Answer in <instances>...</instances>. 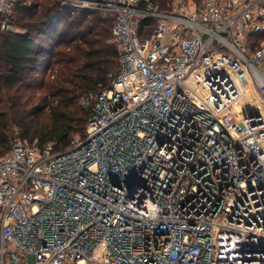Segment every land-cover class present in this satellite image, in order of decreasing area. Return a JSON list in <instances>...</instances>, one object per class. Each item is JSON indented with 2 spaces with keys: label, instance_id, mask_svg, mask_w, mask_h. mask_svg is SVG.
Masks as SVG:
<instances>
[{
  "label": "built area",
  "instance_id": "2783aa9c",
  "mask_svg": "<svg viewBox=\"0 0 264 264\" xmlns=\"http://www.w3.org/2000/svg\"><path fill=\"white\" fill-rule=\"evenodd\" d=\"M61 9L111 18L118 64L83 137L0 156V264H264V0Z\"/></svg>",
  "mask_w": 264,
  "mask_h": 264
},
{
  "label": "trees",
  "instance_id": "16d2710c",
  "mask_svg": "<svg viewBox=\"0 0 264 264\" xmlns=\"http://www.w3.org/2000/svg\"><path fill=\"white\" fill-rule=\"evenodd\" d=\"M61 1L21 0L16 10L25 31L0 32V156L15 137L58 149L83 137L95 107L84 97L107 88L115 74L113 21L99 12L63 11ZM152 1L168 9L170 0ZM55 64L56 73L42 76Z\"/></svg>",
  "mask_w": 264,
  "mask_h": 264
},
{
  "label": "rangeland",
  "instance_id": "374dc122",
  "mask_svg": "<svg viewBox=\"0 0 264 264\" xmlns=\"http://www.w3.org/2000/svg\"><path fill=\"white\" fill-rule=\"evenodd\" d=\"M28 2H30V1H32V0H27ZM64 0H62L61 1V4H62V2H63ZM172 3V0H170L169 1V3H168V8H170V4ZM56 12V11H55ZM53 18L55 19V20H57V18H58V13L57 14H54L53 15ZM106 18H108V17H106ZM108 19H110V20H112L111 18H108ZM22 23L20 22V16L18 15L17 16V26H18V29H17V31L16 32H24L25 30L23 29V27H22V25H21ZM65 24L66 23H61L59 26H60V28H63L64 26H65ZM258 38H260V39H263V36L262 37H258ZM65 39H63V41H64ZM45 41V40H44ZM57 68H58V65H53V66H51V65H49V67H48V65H46V66H44L43 67V72L44 73H42V76H44V77H47V76H49V75H52L53 73H56V71H57ZM258 101H260V99L258 100ZM260 103H262L261 101H260ZM261 105V104H260ZM264 107V106H263ZM15 135H16V133H15ZM74 138H81L80 137V135H75L74 136Z\"/></svg>",
  "mask_w": 264,
  "mask_h": 264
},
{
  "label": "bare ground",
  "instance_id": "6f19581e",
  "mask_svg": "<svg viewBox=\"0 0 264 264\" xmlns=\"http://www.w3.org/2000/svg\"><path fill=\"white\" fill-rule=\"evenodd\" d=\"M253 89H252V87L251 86H249V88L247 89V91L245 92V98L248 100V98H252V95H253V91H252ZM242 104V103H241ZM241 104H239V103H237L236 105H237V107H242V105Z\"/></svg>",
  "mask_w": 264,
  "mask_h": 264
}]
</instances>
